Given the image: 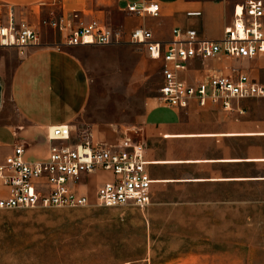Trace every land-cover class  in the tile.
<instances>
[{"label":"rangeland","instance_id":"rangeland-1","mask_svg":"<svg viewBox=\"0 0 264 264\" xmlns=\"http://www.w3.org/2000/svg\"><path fill=\"white\" fill-rule=\"evenodd\" d=\"M228 1L231 7L244 0ZM114 2L82 12L80 18L128 33L129 15ZM124 7L126 3L120 5ZM225 21L229 24L232 16L218 17V30ZM42 37L61 40L50 29ZM81 56L92 89L76 131L91 132L100 143L113 144L124 134L142 142L138 127L159 102L161 63L132 45L89 46ZM99 127L105 128L104 141L95 133ZM94 178L93 186L99 185V177ZM163 182L155 186L145 210L0 211V264H264V183L214 187Z\"/></svg>","mask_w":264,"mask_h":264},{"label":"crops","instance_id":"crops-1","mask_svg":"<svg viewBox=\"0 0 264 264\" xmlns=\"http://www.w3.org/2000/svg\"><path fill=\"white\" fill-rule=\"evenodd\" d=\"M144 1L115 0L114 3L125 13L128 4ZM154 1L161 6L160 16L143 19L127 16L125 21L130 31L145 26L158 40L168 42L176 28L198 27L204 37L217 40L232 23L225 21L218 30L217 18L228 20L231 15L233 20V6H229L228 0L214 3ZM124 3L126 7L120 8ZM111 4L112 0H0V5L13 8L19 20H26L34 27L39 28L42 19L63 18L70 31L91 22H83L80 13ZM192 11L202 12V17L188 18L187 13ZM75 14L78 19H74ZM60 38L62 40L61 35ZM60 41L42 37V46L28 49L24 55L16 50L2 52L1 155H10L15 146H23L27 160H45L50 151L47 139L50 129L71 126L76 131V122L86 113L92 87L81 54L89 47L69 48L60 45ZM226 66L244 67L229 61L205 65L194 62L189 77L201 78L209 73L208 67L224 70ZM261 72L264 76L263 70L252 74L261 75ZM232 107L233 110L228 111L221 105L209 104L201 109L194 104L188 110H176L159 102L151 105L138 127V134L146 146L152 178L158 184L165 181L163 183L214 187L264 183V102H233ZM99 128L95 133H100L101 140H98L104 141L105 128Z\"/></svg>","mask_w":264,"mask_h":264},{"label":"built area","instance_id":"built-area-1","mask_svg":"<svg viewBox=\"0 0 264 264\" xmlns=\"http://www.w3.org/2000/svg\"><path fill=\"white\" fill-rule=\"evenodd\" d=\"M161 6L154 0L128 4L125 13L157 18ZM190 19L202 12L187 13ZM74 19H78L75 14ZM42 29L62 37L65 47L123 46L140 48L161 63L159 103L176 110L209 104L233 110V102H264V76L253 71L264 66V0H244L233 5V20L222 38L212 40L197 29L176 28L171 41H160L145 26L126 33L93 20L74 30L63 18L42 19L40 27L18 20L13 8L0 5V49L20 55L42 46ZM236 62L244 67H208L201 78L189 77L194 62ZM226 71V73H224ZM50 151L45 160L29 161L23 146L10 155L0 154V211L78 209L86 207L145 210L151 206L158 184L149 171L146 146L125 134L117 142H96L93 133H78L71 126L51 128ZM94 177L100 184L93 186ZM111 177V179H108ZM95 188V189H92Z\"/></svg>","mask_w":264,"mask_h":264},{"label":"water","instance_id":"water-1","mask_svg":"<svg viewBox=\"0 0 264 264\" xmlns=\"http://www.w3.org/2000/svg\"><path fill=\"white\" fill-rule=\"evenodd\" d=\"M1 94H2V86L0 84V105H1Z\"/></svg>","mask_w":264,"mask_h":264}]
</instances>
